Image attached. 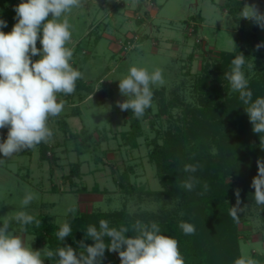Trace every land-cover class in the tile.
<instances>
[{
	"label": "rangeland",
	"instance_id": "1",
	"mask_svg": "<svg viewBox=\"0 0 264 264\" xmlns=\"http://www.w3.org/2000/svg\"><path fill=\"white\" fill-rule=\"evenodd\" d=\"M19 3L21 0H0V19L7 22V27L0 30L5 33L10 32L17 22L14 8ZM224 4L225 0H85L82 8L73 9L68 17L73 26L72 40L68 47L74 53L71 63L83 73V79L76 82L73 94L59 95L58 100L65 101V106L57 118H65L69 130L81 133L84 141L88 140V132L92 138L88 140V147H79L80 141L76 142L68 134H64L60 125L52 118L49 127L53 131V137L47 143L50 145L47 160L41 159L37 146L0 164V221L23 210L33 216L46 214L51 222L62 225L66 223L70 208L77 209L75 215L92 211L110 214L124 209L129 215L136 214V217L131 218L129 226V219L125 216L120 215L118 220L114 216H107L110 227L117 229L122 225L130 228L136 220L144 223L154 221L158 224L165 223L168 219L183 221L186 209L181 198L167 193L146 194L147 190H163L157 178V167L149 160L151 142L154 139L162 142L170 134H175L177 126H182L177 120L182 115L183 104L192 105L199 110L205 90L217 88L236 93L224 78V73L229 72L232 65L228 60L222 59L221 53H234L239 27L228 15ZM252 4L264 12L263 0H256ZM246 29L256 37L253 39L254 45L264 43V29L251 20H247ZM242 44L248 50L243 70L250 88L263 67V59L255 49ZM37 47H42L39 40ZM38 59L39 56L33 57V60ZM248 64H253L254 67L249 69ZM133 65L145 67L150 72L159 68L165 81L162 86H153V107L147 109L146 116L139 119L143 135L139 138L138 149L125 145L121 135L131 129L132 116L125 117L122 111L113 109V102L109 98L93 97L90 101L88 97L92 94L86 91L87 87L95 91L99 87L102 91L112 90L118 101L122 102L126 98L119 92L118 80ZM178 97L180 101H176ZM161 102L175 104L176 107L169 110L171 115H158ZM245 107L247 106H240L244 110ZM233 113L234 119L242 118L241 110L235 108ZM208 117L197 111V127L202 129L196 130L210 135V126L216 124L217 120L209 122ZM223 122L222 118L220 123ZM84 127L87 129L86 133L82 131ZM250 127L249 125L250 133L248 136L245 134L244 139L261 140ZM217 132L219 134L216 137L220 138L218 145L221 146L224 125ZM6 138L7 135L0 137V141ZM211 146L214 162L221 166L218 167L227 185L214 191L215 200L224 202L226 197L235 198L234 186L238 188L243 183L249 184L242 187L243 190H248V195L240 200V207L243 209L239 213L240 223L237 228L241 236L240 256L250 255L264 264V208L256 205L255 190L251 187V182L257 175V169H254L258 167L257 160L264 159V143L262 151L258 148L253 155L243 154L241 167L234 162H231L230 167L226 166L227 161H233L232 157H223L221 149L215 143H211ZM78 150H85V153L79 154ZM249 160L250 163L246 164L245 161ZM77 162H82L83 177L74 179L78 187H73L68 177L72 164ZM129 167L134 170L130 174L131 181L136 187L144 188V193L125 194L119 187V176ZM214 178L216 183H220V177ZM83 187L88 192L78 193L77 189ZM197 188L200 189V186ZM228 188V196L226 193L222 195ZM55 189L58 191L54 192ZM26 191L37 194L38 199L24 208L21 201ZM201 192L199 190L195 193L197 198ZM213 202L194 208L190 217H194L195 221L201 217L211 220L210 224L206 223L209 228L201 229L196 249L199 253H209L207 257L218 262L225 261L230 254L223 253L224 240L220 237L222 233H217L220 225L212 227L215 220L211 217L213 213H218L213 208ZM228 214L223 212L219 220H228ZM90 224L98 228L99 221L94 219ZM23 234H27L26 237L23 236L25 242H31L34 250H49L46 241L38 246L33 236ZM125 235L131 237L134 234L129 232ZM78 237L80 242L94 244L90 237H86V233L78 234ZM104 239L106 243L110 242V238ZM230 243L233 246L231 241ZM44 264L54 263L45 258Z\"/></svg>",
	"mask_w": 264,
	"mask_h": 264
},
{
	"label": "clouds",
	"instance_id": "2",
	"mask_svg": "<svg viewBox=\"0 0 264 264\" xmlns=\"http://www.w3.org/2000/svg\"><path fill=\"white\" fill-rule=\"evenodd\" d=\"M84 4L85 0H21L14 8L17 22L12 30L8 33L0 30V129H8L7 138L0 141V154L4 157L0 159V164L52 139L49 121L58 117L65 106V101L58 100L59 95L73 94L76 82L83 79V73L71 63L74 53L68 44L72 40L73 26L68 17L73 9L82 8ZM240 17L264 29V12L255 4H244ZM5 27L7 22L0 19V29ZM38 40L41 48L37 47ZM260 48H264V43L256 45L257 50ZM36 56L39 59L33 60ZM245 58L242 53L236 56L224 78L247 106L245 111L252 131L262 139L264 97L253 100V92L243 70ZM247 67L251 69L254 65L248 64ZM118 81L119 92L126 99L117 101V106L121 111H131L137 119L143 118L146 110L153 107V86H162L165 82L161 69L150 72L135 65ZM93 94L88 97L90 101ZM257 166L258 174L253 178L251 187L255 190L256 205L264 208V159H258ZM199 167L198 164H185L183 171L195 173ZM199 183L194 175H189L181 181L180 187L191 192ZM203 187L208 190L207 183ZM235 195L236 204L230 207L229 216L238 222L239 213L243 211L239 189ZM35 199H38L37 194L26 191L21 205L26 208ZM68 211L75 213L77 209L70 208ZM12 220L19 224L18 230L11 228ZM33 223L40 225L41 221L23 210L3 220L0 224V264H44L45 258L51 260L53 257L56 264H101L106 249L118 253L120 264H185L179 242L162 234L160 225L154 221L144 223L136 220L130 228L122 225L117 229L102 219L98 228L95 225L87 227L86 237H90L94 244L80 242L84 251L79 255L71 246L58 247L55 252L34 250L23 237L26 226ZM179 228L185 235L196 232L195 225L189 222L181 221ZM129 232L134 235L126 236ZM71 233V225L66 222L60 226L56 236L59 241H64ZM105 237L110 238V242L106 243ZM234 264L260 262L242 254Z\"/></svg>",
	"mask_w": 264,
	"mask_h": 264
},
{
	"label": "trees",
	"instance_id": "3",
	"mask_svg": "<svg viewBox=\"0 0 264 264\" xmlns=\"http://www.w3.org/2000/svg\"><path fill=\"white\" fill-rule=\"evenodd\" d=\"M243 6L244 3L242 0H225V4L223 7H225L228 15L233 18L239 28L237 31V39L235 41L234 53L222 51L221 56L225 61L228 60L230 64L231 61L240 53H242L244 56H248V50L243 46L242 43L246 44L247 46L249 45L250 48L255 49L260 54L263 59V67L259 70L257 78L253 80L250 86V90L253 92V100H255L258 97H264V49H256V45H254L253 41V39H256V37H254V34L252 32L246 29L247 20L240 17ZM86 89V91H88L90 94L94 93L93 97H95L96 99L109 98L113 102V109L121 111L117 106L118 98L112 90L95 91L90 87H87ZM176 101H180L179 97L176 99ZM181 102L183 103V101ZM240 106H244V104L239 99L238 93H229L228 90L223 91L222 89L218 90L217 88H209L208 90L204 91L202 106L201 108H199V110H197V108L192 105L183 104L182 115L177 120V122H179L180 125L182 124V126H177L175 134H170V136L163 139L162 142H159L158 139H154L151 142L152 149L149 153V160L157 167V173H159V177L157 178L159 179L163 190L158 192L147 190L146 194L167 193L176 198H181L185 204L184 208L186 209L183 221L192 223L196 227V232L194 235H185L179 228L180 222L178 221L168 219L167 221H165V223L161 222V224H159L162 234L175 238L179 242V250L185 259V264H231L234 263L235 259L240 257L239 246L241 236L239 234V231L237 230L240 220L236 222L233 221L231 217H229L228 220L226 219V221L224 222L219 220L220 215L223 212L229 213L230 207L236 204V196L235 198L234 196L233 198L226 197L227 200L225 198L224 202L215 200L214 191H219L220 187H224L226 183L224 182V176L221 173V169L219 168L221 166H219L218 163L214 162L215 156H213L211 152V143H215L216 147L218 146L219 149H221L220 154L223 157H227L228 155L232 157L233 161H227L226 166L230 167L231 162H234V164H236L238 167H241V164L243 165V162L241 163V161L244 160V153H247L248 156H250L253 155V153H255V150H258V148L259 151L263 150L262 145L264 143V134H262L261 140L244 139L245 134H247V136L249 135V125L251 126L250 128H252V124H249V117L246 111L240 108ZM173 107H176L175 104H166L165 102H161L158 115H171L169 114V110ZM235 108L241 110L242 118L234 119L235 114L233 113V110ZM197 111H200L201 114L204 115V117H208L210 115V117H208L210 119H208L209 122L211 120H217L216 124L210 126L212 129L210 135L196 130L202 129L197 127ZM122 112L125 114V117L132 116L130 120L131 129L121 134L124 140V144L129 146L131 149H138L140 147L139 138H141L143 135L140 120L136 117H133L131 111ZM222 118L224 121L223 124L220 123ZM54 120L60 125V129L64 134H68L69 138L72 137V139H74L76 142L80 141L78 145L79 147L81 145L88 147V140H91L92 138L89 132L87 133L88 140L84 141V139L80 136L81 133H74L69 130V126L65 118L60 119V121L59 118L55 117ZM223 125L224 135L221 136L223 145L222 148V145H218V140H220V138H217L216 135L219 134V132L217 131L220 130ZM242 125L243 127H241ZM85 130L87 131V129L84 127L82 131L85 132ZM38 146L41 159L47 160L49 145L47 143H41ZM85 150H78V153H85ZM25 152L26 151H24L23 153ZM56 157L57 156L55 155V158ZM245 162L246 164H248V162L250 163V160ZM185 164H198L200 167L195 173H186L183 171V167ZM81 166L82 162H77L73 163L70 168L68 179L70 180V185L73 187H78V184L74 182V179H81L83 177V174L81 173ZM254 169H257L256 173L258 174V167ZM133 171V168L129 167L127 171H124L119 176V187L125 194H142L145 192L144 188L136 187L135 183L130 179V174L133 173ZM189 175H194L200 181V183L197 184L195 190L191 192H188L180 187L181 181L186 180ZM209 176L213 178L215 176L220 177V183H216V179L210 178ZM205 183H207L208 185L207 191H205L203 187ZM198 186H200V189L197 188ZM244 186L247 187L249 186V184L243 183V186L238 188L234 186L235 190L239 189L240 191V200L248 195V190L242 189V187L244 188ZM199 190H202L201 193L203 194H200V196L197 198L195 193ZM224 191L222 195H224V193L227 194L229 192V188L226 189L225 192ZM77 192H88V189L86 187H83L81 189H77ZM212 202L214 210H218V213H213V217H211L215 220L214 226L212 227L220 225L217 233H222L220 234V237L224 240V242L222 243L223 253L230 254L226 256L227 259L225 261L217 262L214 259L207 257V255L209 256V253H199L198 249H196V247H198L196 242L198 241V237L200 236L199 233L201 229H203V227L209 228L208 224H210L211 220H206L208 219V217H201V221H195L194 217H190V214L193 212L191 210H193L194 208H198L202 204H212ZM124 210H115L113 212H110V214H103L92 211L88 214L78 213L77 215H75L74 213L70 212L66 222L71 225L72 233L70 236L66 237L64 241H59L56 236V233L59 230L60 226L50 223L47 220V217L44 215L34 216L37 220L41 221L40 225H36L35 223L27 225V231L25 233L33 234L36 237L38 243H40L42 240H45L47 242L49 250L53 252H55L58 247L71 246L77 253V255H79V253L83 252L84 249L79 246L80 239L78 237V234H85L86 228L88 227V225H91L90 223L94 221V219H96L97 221H100L102 219L106 220L107 216H114L116 217V220L119 219L118 217L120 215L125 216L129 219L127 221V225L129 226V224L132 223L131 218L136 217L134 216L136 214L132 213L129 215L126 210ZM262 215L264 216L263 210ZM2 223L3 221H0V224ZM202 223H204L203 226H201ZM84 225H87V227H84ZM19 227V224H17L15 220L11 221L12 229L18 230ZM11 228L9 230H11ZM230 241L233 243V246H231ZM219 242L220 241H218V243ZM83 244L91 245L86 241H84ZM228 257H230V259H228ZM48 261L50 263L56 264L55 257H53L51 260L48 259ZM101 264H120L118 253L110 252L106 249L104 257L101 260Z\"/></svg>",
	"mask_w": 264,
	"mask_h": 264
},
{
	"label": "crops",
	"instance_id": "4",
	"mask_svg": "<svg viewBox=\"0 0 264 264\" xmlns=\"http://www.w3.org/2000/svg\"><path fill=\"white\" fill-rule=\"evenodd\" d=\"M243 1V3L244 4H252V3H254V2H256V0H242ZM7 128H4V129H0V137H4V136H6L7 135ZM49 145V144H48ZM50 146V145H49ZM65 147V146H64ZM25 153H27V151L25 152ZM25 153H23V152H21V153H19L17 156H19V155H23V154H25ZM16 156V157H17ZM4 157L2 156V154H0V159H3ZM8 161H10V160H8ZM29 176V175H28ZM56 191H58V189H55L54 190V192H56ZM40 216V215H39ZM44 216H46L47 217V220L50 222V223H53V222H51L50 220H49V218H48V215H44ZM53 224H56V223H53ZM57 225V224H56ZM58 226H61L60 224H58ZM29 235H31V236H33L34 238H35V240H36V245H38V246H40L41 245V243L43 242V241H45V240H42L40 243H38V241H37V239H36V237L33 235V234H29ZM23 236L24 237H26L27 236V234H23ZM31 243V242H30ZM44 244V243H43ZM47 244V243H46Z\"/></svg>",
	"mask_w": 264,
	"mask_h": 264
}]
</instances>
